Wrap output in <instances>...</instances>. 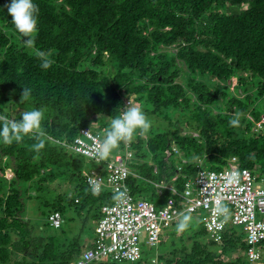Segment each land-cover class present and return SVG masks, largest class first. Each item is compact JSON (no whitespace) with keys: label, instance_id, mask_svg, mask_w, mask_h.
<instances>
[{"label":"trees","instance_id":"16d2710c","mask_svg":"<svg viewBox=\"0 0 264 264\" xmlns=\"http://www.w3.org/2000/svg\"><path fill=\"white\" fill-rule=\"evenodd\" d=\"M9 2L0 0V115L15 99L25 111L41 109L44 117L43 135L0 143V157L12 173L8 180L0 176V264H71L78 256L82 237H70L63 224L53 228L47 222L53 210L64 214L65 194L50 204L45 185L65 174L75 193L67 202L87 206L92 217H99L110 192L92 195L80 170L93 162L58 141L71 143L83 127L104 132L110 116L122 109L123 95L133 94L156 109L191 106L190 129L197 134H181L176 123L173 130L134 136L130 166L137 176L127 179L134 194L160 204L170 190L162 188L159 195L154 183L169 181L180 164L174 185L181 189L195 173L197 158L212 169L232 155L251 170L263 166L264 134L251 130L247 114L255 120L264 114V0H34L39 14L32 45L11 24L4 7ZM170 46L175 51H162ZM37 53L50 61L48 69L40 66ZM182 72L183 83L176 80ZM232 76L236 94L229 90ZM23 85L31 90L28 100L21 99ZM236 115L239 125L230 126ZM91 121L97 125L91 127ZM41 140L44 147L36 150ZM171 142L181 157L165 155ZM33 199L43 200L37 222L24 219ZM178 222L170 227V241L144 247L139 261L89 264H151L154 249L162 264H245L244 255L232 256L245 248L240 229L230 228L216 243L199 219L198 229L190 224L175 242ZM31 226L43 238L40 245ZM47 227L52 233L44 235Z\"/></svg>","mask_w":264,"mask_h":264},{"label":"built area","instance_id":"2783aa9c","mask_svg":"<svg viewBox=\"0 0 264 264\" xmlns=\"http://www.w3.org/2000/svg\"><path fill=\"white\" fill-rule=\"evenodd\" d=\"M229 82L231 87H235L237 78L232 76ZM247 117L252 123V131L264 134V114L259 120L250 114ZM101 132L83 127L71 143L58 141L70 152L93 162V166H84L80 170L85 184L90 188V180L98 181L101 191L111 194L110 199L99 207L100 215L95 222L93 237L83 243L71 264L139 261L143 248H156L164 239L163 228H170L188 209H191L190 214L202 213L199 219L208 238L216 243L222 242L223 233L230 228L240 229L245 245L242 252L245 264H264V164L260 170H251L241 166L238 157L232 155L221 168L212 169L203 165V159L197 158L195 173L186 178L181 189L174 185L181 169L178 164L169 181L162 179L154 183L159 195L162 188L170 190L163 203L156 204L134 194L127 183L129 176H137L130 166L133 159L130 142L123 143V149L117 148L105 161L95 159V149L103 138L104 132ZM171 153L181 157L173 142L165 150L166 156ZM153 171L156 172V167ZM230 177L235 179L230 182ZM120 193L124 195L118 200L116 197ZM217 200L227 207V219L214 213ZM47 222L53 228L60 227L63 223L61 212L51 211ZM150 262L162 264L158 254L152 256Z\"/></svg>","mask_w":264,"mask_h":264},{"label":"clouds","instance_id":"9594fccd","mask_svg":"<svg viewBox=\"0 0 264 264\" xmlns=\"http://www.w3.org/2000/svg\"><path fill=\"white\" fill-rule=\"evenodd\" d=\"M4 7H6L7 13L11 16V24L14 26L15 31L22 38H26L25 41L27 44L32 45L35 34L38 31V5L34 0H10ZM0 8L3 9V7ZM37 55L41 59L40 66L43 69H48L50 67V61L43 59L42 53H37ZM30 95L31 90L23 85L21 99L28 100ZM116 109H118V106ZM19 115L21 117L19 120H9L6 116L0 115V143L7 145L14 141L19 142L24 136L34 134L43 135L41 124L44 113L41 109L24 111ZM110 117L111 119L103 133V138L99 141V145L95 149L94 156L98 162L107 160L113 150L117 149L121 143L130 142L137 134L143 135L147 133L151 127V121L144 110L141 107L133 105L131 102L127 106H124L123 102L122 109L119 110V113ZM239 123L240 119L238 116L233 117L229 121L230 126H238ZM43 147V140L34 145L36 150H40ZM234 179L235 177L229 178L230 182ZM89 185L92 195L96 196L101 192V184L98 181L90 180ZM123 195V193L118 194L116 199H122ZM190 212L191 209H188L181 215V219L176 225L177 232H184L189 229L192 219ZM214 213L216 215H224L225 219L228 218V209L219 200L215 203Z\"/></svg>","mask_w":264,"mask_h":264},{"label":"rangeland","instance_id":"374dc122","mask_svg":"<svg viewBox=\"0 0 264 264\" xmlns=\"http://www.w3.org/2000/svg\"><path fill=\"white\" fill-rule=\"evenodd\" d=\"M167 50L175 51V47L174 46L173 47L172 46L166 47V48H163L162 51L167 52ZM184 76L185 75H183V72H182L178 77H176V80L183 83L184 82ZM229 90H231L233 92L232 94H236V86L231 87L229 85ZM237 94L242 95L243 93L241 92V90H238ZM122 100L125 101L127 103V105H129V103L131 102L133 105L141 107L144 110V112L146 113V115L148 116L149 120L151 121V127L147 133L142 135L146 138L149 137V134H152L155 132H164V131L166 132L168 130H173L176 128V123H178L180 128H181V134H191L194 136L197 135L196 132H193L190 129V124L192 123V120L190 119L191 118L190 117L191 116L190 111L192 109L191 106H186L187 107L186 108L185 106L177 105V106H169V107L156 109V108H153V106L150 103H148L146 100H143V99L138 100L133 94H131L129 96L123 95ZM219 104L221 106V110H224V108H225L224 101H220ZM4 111H5V113H2V115L6 116L7 119L19 120V119H21L19 114L24 112L25 109L20 106L18 101H16L15 99H10L9 102L8 101L6 102ZM215 111H216L215 109L212 110V112H215ZM236 116H238V115H236ZM89 125L91 127H93V126H96L97 123H95L94 121H91L89 123ZM115 150H113V152ZM4 159L5 158L0 157V176L7 178V180H8L11 177L12 173H11L10 169L8 167H6V165H4ZM132 161H133V159H132ZM72 165H73V161H72ZM45 186H46V190L48 191V196H45V197H46V199H49L50 204H52L54 202V196H57L58 194H65V200L62 201V203L64 204V207H65V210H67L66 218H65V220L63 219V223H62L64 233L70 237L79 234L80 238L82 237V239H84L85 236L92 238L93 232H94V226H95L94 222L92 221V217H91L92 212L89 211L87 206H83L81 209H79L78 205L74 204L73 202H71V203L67 202L66 198H71V199L74 198L75 193L73 191V184L70 183V181L66 178L65 174L62 175L61 177H57L56 179H54V181H51L50 184L48 183ZM43 190L46 191L45 189H43ZM145 199L148 201H151L148 198H145ZM42 201L43 200L39 201L36 199L29 201L26 204L27 215L24 216V219H27V220L31 219L34 222L40 221L42 216H41V213L39 212V210L37 208L42 205ZM162 203H163V200H160V204H162ZM201 214H199V212L194 213V214H190L191 218H192L190 221V224L194 230L198 229V220H199V217L201 216ZM180 219H181V216L179 217L178 221ZM178 221H176V222H178ZM39 225H41L42 228H44V225L42 223H39ZM174 228H176V227H174ZM48 229H49L48 227L45 229L44 235H48V234L52 233L51 229H49V230ZM172 230H173V228H171V229L170 228H163L162 232H164L165 242L170 241L171 236L169 237L168 235H169V232ZM32 232H33L32 235H33L34 239L38 242L40 241L39 242V245H40L43 241V238L38 236L39 235L38 228L32 227ZM185 232L186 231H184V233ZM181 233H183V232H177L175 229V237H174L175 242H177L176 241L177 236ZM185 242L188 245L190 244L189 240H185ZM153 251H154L153 252L154 254L153 255L151 254L148 258L149 262H150V258L152 256H154L155 254L159 255V253H160V252H157L156 249H154ZM242 252H243V250L238 249V251L232 253V256H235V254H237V255L242 254ZM225 256H227V255H225ZM225 256H222V258L225 259ZM160 262L163 263L161 260H160Z\"/></svg>","mask_w":264,"mask_h":264},{"label":"crops","instance_id":"0c3cea01","mask_svg":"<svg viewBox=\"0 0 264 264\" xmlns=\"http://www.w3.org/2000/svg\"><path fill=\"white\" fill-rule=\"evenodd\" d=\"M62 203V202H61ZM66 213H67V210H65L64 211V214H63V219L65 220V218H66ZM92 217V216H91ZM92 221L94 222V224H95V222H96V218H94V217H92ZM91 240V237H87V236H85L84 237V239H82V242L83 243H87V242H89Z\"/></svg>","mask_w":264,"mask_h":264},{"label":"water","instance_id":"95a60500","mask_svg":"<svg viewBox=\"0 0 264 264\" xmlns=\"http://www.w3.org/2000/svg\"><path fill=\"white\" fill-rule=\"evenodd\" d=\"M229 83V82H228Z\"/></svg>","mask_w":264,"mask_h":264}]
</instances>
